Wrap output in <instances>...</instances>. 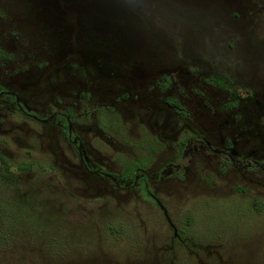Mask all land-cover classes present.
<instances>
[{
    "label": "rangeland",
    "instance_id": "rangeland-1",
    "mask_svg": "<svg viewBox=\"0 0 264 264\" xmlns=\"http://www.w3.org/2000/svg\"><path fill=\"white\" fill-rule=\"evenodd\" d=\"M0 26L32 50L11 74L8 43L0 82L49 120L0 117V264H264V173L181 157L198 133L215 147L257 135L240 99L264 102V0H0ZM69 111L93 169L115 180L88 173L51 125ZM170 162L188 173L149 187L174 227L122 178Z\"/></svg>",
    "mask_w": 264,
    "mask_h": 264
},
{
    "label": "flooded vegetation",
    "instance_id": "flooded-vegetation-1",
    "mask_svg": "<svg viewBox=\"0 0 264 264\" xmlns=\"http://www.w3.org/2000/svg\"><path fill=\"white\" fill-rule=\"evenodd\" d=\"M6 30L10 33L9 27L8 29L6 28ZM8 43L10 44V49L14 52L16 62H18V68L16 67L17 69L15 68V70L11 74L17 75L18 73H22V50L24 48H27L31 57L32 50L30 52L29 45L25 44L24 47L23 43L20 42L21 45L20 43H18L17 34L14 31L11 35L5 34V31L0 26V68L6 67V65L12 61L10 60V58H8V55L6 53L8 52L6 50ZM31 59L32 58H30L29 60L30 63H32L29 66L30 72H32L33 68L36 69V66L33 64L34 61L33 59ZM4 72L6 71L4 70ZM259 90L263 91L262 87L259 88ZM108 92L112 91L109 90ZM241 101L242 103L248 102V105L251 107H249L250 109L244 107L242 110L245 113L247 112L248 114H250L251 118L256 120V129H259H257V135H254L251 132H249L248 134L242 133L234 137H225L221 135L219 147H215L212 134L202 135L201 133H198L195 137L193 136L192 138L181 142V157L187 162V164L188 162L190 163L192 158L194 156H197L198 154L212 153L215 156H218L226 164H229L238 170L244 171L249 175H251L252 173H256V171L264 173V130H262V127L264 125V102L258 99L251 100V98L247 97L243 98L242 100L240 99V103ZM166 102L168 103L170 109L175 110L176 113L180 115L183 114V108L178 104V102L174 100L170 101L168 99L166 100ZM6 112H11L17 118L18 116H24L26 117V119L31 121L38 120L42 123L49 122L47 118L39 117L38 110L28 104L27 101L21 96L20 87L10 88L0 82V117L5 116ZM73 119H76V117H74L71 111H69L67 114H58V119H56L53 115L50 116V121L51 123H53L51 125L59 126V129L61 130L65 138H68V140L72 142L75 147L79 148L80 157L87 172L98 174L97 176H99L100 178L113 179V177L107 175L103 171L100 172L99 170L97 171L96 169H93L86 151L84 150V146L81 143V140L78 138L77 133L75 132L76 128L73 127ZM179 120L182 121V118H180ZM260 121H262L263 125L259 123ZM225 123L231 125L229 121H226ZM245 134H247L249 138L251 137L255 139V137H258L260 146L248 149L251 145L250 140H246L244 142H240L239 140L240 137L242 135L244 136ZM124 171L125 172L123 173L122 178L125 179V182L127 181L128 183L133 184V186H131L130 188L138 187L142 188L143 190L144 187L148 196L152 198L158 204V206H160L161 210L165 214L168 223L172 227H174L170 217L168 216L166 207L160 201V198H157L156 195L151 192L149 185L152 182H157L155 180L158 178L159 181L162 182L165 178H168L173 174H176L177 172L187 174L188 166H182L179 163L170 162L167 163L165 169L161 171L159 175L157 174L154 176H150V173L143 169V167L141 166H127ZM141 182L142 184L139 186Z\"/></svg>",
    "mask_w": 264,
    "mask_h": 264
}]
</instances>
